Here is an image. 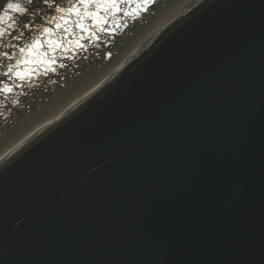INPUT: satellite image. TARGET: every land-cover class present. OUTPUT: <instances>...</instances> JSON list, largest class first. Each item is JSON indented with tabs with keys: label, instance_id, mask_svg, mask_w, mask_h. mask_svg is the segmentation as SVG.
Instances as JSON below:
<instances>
[{
	"label": "water",
	"instance_id": "water-1",
	"mask_svg": "<svg viewBox=\"0 0 264 264\" xmlns=\"http://www.w3.org/2000/svg\"><path fill=\"white\" fill-rule=\"evenodd\" d=\"M0 264H264V0L192 6L2 163Z\"/></svg>",
	"mask_w": 264,
	"mask_h": 264
},
{
	"label": "snow or ice",
	"instance_id": "snow-or-ice-1",
	"mask_svg": "<svg viewBox=\"0 0 264 264\" xmlns=\"http://www.w3.org/2000/svg\"><path fill=\"white\" fill-rule=\"evenodd\" d=\"M151 4L153 0H6L0 5V108L18 105L24 89L58 75L69 66L65 61L81 58L90 47L100 48L105 37L126 28L128 19L138 18ZM109 16L120 22L110 23Z\"/></svg>",
	"mask_w": 264,
	"mask_h": 264
},
{
	"label": "bare ground",
	"instance_id": "bare-ground-1",
	"mask_svg": "<svg viewBox=\"0 0 264 264\" xmlns=\"http://www.w3.org/2000/svg\"><path fill=\"white\" fill-rule=\"evenodd\" d=\"M201 1L202 0H153V4L148 5V10L143 12L138 18L127 20L128 29L126 32L128 33L126 36L132 35V33L137 34L133 35L132 39L129 40L127 45L120 50L119 54L111 60L109 65L98 70L97 74L90 81H85L87 83L83 86L74 87L73 93L61 102L53 103L50 112L43 115L36 114L33 119L29 120L30 122L28 124H25L27 125L26 127L17 129L13 135L11 134V124L4 126V121L11 118L12 112L10 109L0 108V165L26 146L35 137L62 120L69 113L94 96L121 73L122 70L172 22ZM129 7L134 8L138 7V5H131ZM148 19L151 20L149 24H147ZM131 21L133 22L131 23ZM128 23H131V25ZM137 23H139L138 25L141 24L143 27L141 31H134V25ZM138 25H136V27ZM124 29L125 28H121L117 32ZM77 34H79L78 31ZM120 40H118V42ZM11 121L12 120H9L8 122ZM19 121L20 120L15 123Z\"/></svg>",
	"mask_w": 264,
	"mask_h": 264
},
{
	"label": "rangeland",
	"instance_id": "rangeland-1",
	"mask_svg": "<svg viewBox=\"0 0 264 264\" xmlns=\"http://www.w3.org/2000/svg\"><path fill=\"white\" fill-rule=\"evenodd\" d=\"M101 15L104 14L101 13ZM108 19L112 24L120 22L119 20H113L110 16ZM150 21L148 19L147 24ZM84 23L90 25L92 22L85 19ZM131 23L128 24L131 25ZM136 25H134V31H141L143 28L141 24L137 27ZM127 29L126 27L124 30H120L110 39L105 37L100 48L90 47V50L84 53L81 58L75 61H65L69 66L66 69H59L58 75L51 76V79L44 77L38 82L36 87L24 89L25 94L19 97L20 103L6 108L10 109L12 113L11 118L4 121V126L11 124V134L13 135L17 129L26 127L27 125L25 124H28L30 122L29 120L33 119L36 114L43 115L50 112L51 105L53 103H59L71 95L74 87L83 86L87 83L85 81H90L97 74V71L109 65L111 60L132 39L133 35L137 34L132 33V35L126 36L128 33L126 32ZM118 40L120 41L118 42ZM109 52L111 53L110 56L108 55ZM9 120L12 121L8 122ZM18 120L20 121L15 123Z\"/></svg>",
	"mask_w": 264,
	"mask_h": 264
}]
</instances>
